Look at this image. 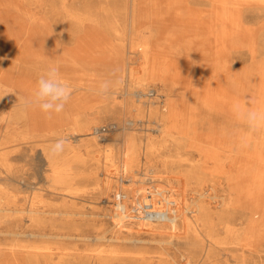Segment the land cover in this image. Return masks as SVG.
<instances>
[{"label":"rangeland","instance_id":"obj_1","mask_svg":"<svg viewBox=\"0 0 264 264\" xmlns=\"http://www.w3.org/2000/svg\"><path fill=\"white\" fill-rule=\"evenodd\" d=\"M53 65L64 110L25 108ZM236 104L264 113V0H0V264H264Z\"/></svg>","mask_w":264,"mask_h":264},{"label":"clouds","instance_id":"obj_2","mask_svg":"<svg viewBox=\"0 0 264 264\" xmlns=\"http://www.w3.org/2000/svg\"><path fill=\"white\" fill-rule=\"evenodd\" d=\"M120 83L119 80H104L99 84L98 94L108 95ZM72 90L67 83L62 82L56 66H49L47 71L37 80V86L30 97L24 102L25 108L36 107L45 114L61 113L71 97ZM234 113L238 119L251 129L264 126V113L249 111L241 105L234 106ZM67 138H60L49 148L53 157L61 155L65 150Z\"/></svg>","mask_w":264,"mask_h":264},{"label":"bare ground","instance_id":"obj_3","mask_svg":"<svg viewBox=\"0 0 264 264\" xmlns=\"http://www.w3.org/2000/svg\"><path fill=\"white\" fill-rule=\"evenodd\" d=\"M120 198V197H119ZM122 198V197H121ZM175 207V206H174ZM117 211H121V215H119V214H116L115 215V217L119 220V221H124V220H126V219H128L129 217H127V207H126V205L125 204H122V203H120V204H118L117 205ZM140 212V211H139ZM134 213H136V212H134ZM173 213V212H172ZM148 216V218L150 217V218H154V217H159V215H156V214H148L147 215ZM120 223V222H119ZM144 244V243H143Z\"/></svg>","mask_w":264,"mask_h":264},{"label":"built area","instance_id":"obj_4","mask_svg":"<svg viewBox=\"0 0 264 264\" xmlns=\"http://www.w3.org/2000/svg\"><path fill=\"white\" fill-rule=\"evenodd\" d=\"M112 129H114V125H109V126H107V127L99 128V129H97L95 132H96L97 134H99V133H104V132H106V131H110V130H112Z\"/></svg>","mask_w":264,"mask_h":264}]
</instances>
